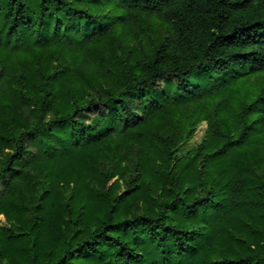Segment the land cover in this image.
Returning <instances> with one entry per match:
<instances>
[{"label": "trees", "instance_id": "trees-1", "mask_svg": "<svg viewBox=\"0 0 264 264\" xmlns=\"http://www.w3.org/2000/svg\"><path fill=\"white\" fill-rule=\"evenodd\" d=\"M1 216L0 264H264V0H0Z\"/></svg>", "mask_w": 264, "mask_h": 264}, {"label": "rangeland", "instance_id": "rangeland-1", "mask_svg": "<svg viewBox=\"0 0 264 264\" xmlns=\"http://www.w3.org/2000/svg\"><path fill=\"white\" fill-rule=\"evenodd\" d=\"M168 28L165 24L158 20H154V18L150 17L147 19L145 24L141 27L136 29L134 33V41L131 44L126 45V52L130 46L134 48H143L146 49L149 44L153 41L158 40L162 37ZM207 130V122L202 121L200 122L195 130L193 138L189 141V145H195L199 143L202 138L205 136ZM0 222L5 223L4 217H0Z\"/></svg>", "mask_w": 264, "mask_h": 264}]
</instances>
